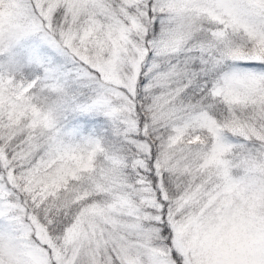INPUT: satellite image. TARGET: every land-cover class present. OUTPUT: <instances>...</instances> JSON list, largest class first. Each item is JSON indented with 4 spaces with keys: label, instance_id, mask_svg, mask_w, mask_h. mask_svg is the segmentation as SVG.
<instances>
[{
    "label": "snow or ice",
    "instance_id": "6c2138e0",
    "mask_svg": "<svg viewBox=\"0 0 264 264\" xmlns=\"http://www.w3.org/2000/svg\"><path fill=\"white\" fill-rule=\"evenodd\" d=\"M0 264H264V0H0Z\"/></svg>",
    "mask_w": 264,
    "mask_h": 264
}]
</instances>
